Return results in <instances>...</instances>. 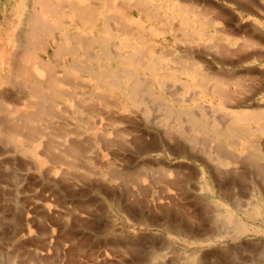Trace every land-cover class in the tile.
I'll list each match as a JSON object with an SVG mask.
<instances>
[{
  "label": "rangeland",
  "instance_id": "374dc122",
  "mask_svg": "<svg viewBox=\"0 0 264 264\" xmlns=\"http://www.w3.org/2000/svg\"><path fill=\"white\" fill-rule=\"evenodd\" d=\"M193 1L196 3V15L192 19H199L197 22L203 20L207 24L204 28L197 29V24L192 23L189 27L184 25L181 17L170 14V3L165 0H144L148 11L159 7V17L147 16L149 19L143 21L144 38L141 41L133 34L124 40L131 46L134 44L137 50L144 49L147 42L153 43L156 46L155 53L164 60L157 74L160 77L156 75L158 78L142 67L137 69L136 73L141 81L150 85L146 96H143V104L137 103L129 92L118 89L110 90L103 94L106 98L103 97L98 85H87L86 81L90 77L86 74L81 80L87 86L77 92L81 97L84 94L85 102L80 103L84 110L81 108V112L76 108V99H56L59 101L50 109L51 112L54 111L50 113L51 117L36 124L37 130H44H41L44 132L41 133L42 138L39 137L36 142H26L27 149L32 145L31 148L37 151L35 157L18 150L17 172L12 163L13 143L7 138L3 141L0 138L4 150L0 154V176L4 175L3 179H6L0 181L1 264H10L14 259L17 264H264V134L247 132L248 136L243 135L232 143L230 140L215 138L207 133L208 130L196 129L194 136L189 138L178 133L179 124L176 119V116L180 119L182 117V125L187 127L189 121L186 113L193 110L192 113L197 116L202 113L211 118L264 113V59L247 60L242 58L243 55L235 54L237 47L227 46L224 42L225 35L215 36V42L220 43L222 49L214 51V28L210 27L207 18L199 15L205 13L201 9L205 3L213 7L216 5L224 12L223 24L227 29L233 31L238 27H249L250 30L256 27L264 32V0H256L254 8L246 5L243 9H238L232 2L234 0ZM122 3L127 5L124 0ZM95 7L97 10L105 9L103 4ZM22 8V0H0V42L6 41L7 33L17 23ZM226 11L231 14L228 16ZM130 15L133 20L140 18L135 11H131ZM114 17L109 15L107 21ZM96 18L90 17L93 22H97L93 25L91 21L92 24L86 26L87 30L94 29V34L91 33L90 38H86L88 40L84 51L87 56L70 55L61 65L73 66L80 62L97 67L87 60L98 51V48L91 46L90 41L96 38L91 36L104 35L103 23ZM68 19L61 20L62 24L71 26ZM51 21L48 22L50 26L53 25ZM82 28L85 26L77 23L72 25L69 32L80 38L83 36L77 35V31L80 32ZM19 33L21 34V30ZM236 37L239 39L237 34ZM53 39L60 41L57 31L52 38L47 37V51L38 53L39 58L45 61L53 59ZM116 39V36L109 38V48L115 52V46L120 44ZM263 46L261 44L257 47L262 55ZM226 47L235 56L224 53ZM133 50L130 48L127 53H133ZM179 60L181 61L178 62ZM173 61L180 65L176 66ZM116 65L127 69V66L119 62ZM183 70L185 73L181 74ZM198 75L202 78L204 75L209 84L219 86L221 80L229 82L231 85H224L223 90L231 95V102L229 99L207 94L201 85L194 86L201 81L197 80ZM31 77L34 79L33 75ZM238 78H243L244 82L237 85ZM159 80L165 83L162 85ZM19 83L21 79L14 84H22ZM8 86V89L14 90L12 84L8 83ZM21 88L24 89V86ZM15 94L22 101H30L27 93L16 91ZM100 96L103 101H97ZM145 104L147 109L143 110ZM31 105L29 103L27 110L22 113L33 112L35 108ZM167 111H174V116H168ZM167 116L170 118L167 119ZM262 124L264 125V120ZM244 127L248 131L250 126L245 124ZM29 129L30 126L24 131ZM51 137L54 138L53 141ZM206 141L209 146L203 147L200 142ZM74 146L83 150L80 156H75L71 151ZM210 146L216 147L212 155L205 151ZM237 158L239 162L235 160ZM38 159L43 160L44 165H40ZM15 210L21 219L17 226L21 234L14 242L17 248L16 258L11 245L13 242H10V235L14 232L10 220Z\"/></svg>",
  "mask_w": 264,
  "mask_h": 264
},
{
  "label": "bare ground",
  "instance_id": "6f19581e",
  "mask_svg": "<svg viewBox=\"0 0 264 264\" xmlns=\"http://www.w3.org/2000/svg\"><path fill=\"white\" fill-rule=\"evenodd\" d=\"M124 1L127 2V5L126 4L124 5L122 3V0H22L23 8H22L21 14L19 15L20 17L18 18L17 23L15 25L11 26L10 31L7 33L6 41L3 40V41L0 42V66H1L0 67V138H1L2 141L5 140L4 138H7L10 142L13 143V145H12V151L13 152H11V153H14L13 154V160L14 161L12 162V160H11L10 162L13 163V165H14L13 169H15V172H17L16 171V169H17L16 166H17L18 158H19V157H17L18 150L21 151V152H25L27 154H30L33 157H35L37 151L35 152L34 149L31 148L32 145H31L30 148L27 149L26 148V142H28V141H30V143L31 142H36L35 140H37L39 137L42 138L43 135L41 133H44V132H42L44 130H42L43 129L42 128L41 129L42 131H41L38 128V130H40V132H39L35 128V127H37L36 124L38 122H40L41 120H48V118L50 116V113L54 112V111L51 112L50 109L53 108V105L55 104V102L59 101V100H56V99L62 98V97H69V98H72L73 100L76 99L74 104H76V102H77L78 104H76L75 106H76V108L78 110H80L82 108L80 103L82 102L84 104L85 100L83 98L84 94H82V97H81V96L77 95V92L82 91V88H85V86H87L90 83L94 87H97V85L99 86L100 94L102 96L105 93L107 94V92H109L112 89H118V90H120L122 92H129V95L133 96L137 103H142L143 104V102H144L143 96L145 95V93L147 91V87H149L150 85L144 84L146 81L144 83H143V81H141L140 76L136 73L137 69L142 67V68H144V70L153 73V75H155L154 76L155 78H158V77H160V74H159V76L157 75L158 72H159V69H160L159 67L162 64V61H164V60H162L163 58L161 57V55L159 56L158 54L155 53L156 52V50H155L156 46L153 43H150V42L148 43L147 42L144 49L137 50V49L134 48V46H135L134 44H133L134 46L133 45L131 46V44L124 42V40H127V37H130V34H133L134 37H138V39H140V41H141L142 40L141 38H144L143 37L144 33L142 32V30H144L145 24L143 23V21L146 20V19H149V18H147V16H156V18H158L159 14H160L159 11H158L159 7L157 8V10L148 11L146 9V5L147 4L145 5L144 0H124ZM145 1H148V0H145ZM165 1L170 3V6L168 8V11L170 12V14L174 15L175 17H181L182 23L184 25L189 27L191 23H192V25L193 24L194 25L197 24V29H200V28L202 29V28H204L205 25H207L206 23L205 24L203 23L204 22L203 20H202L203 22L201 20L199 22H197L199 19H196L197 21L192 19L196 15V11L194 9L196 3L193 0H165ZM141 2H143L144 4H141ZM232 2L234 3V5L238 9H243L244 7H246V5L249 6L248 8H254L257 5L256 0H234ZM102 4L105 6V9L97 10V8L95 6L96 5H102ZM149 4H151V3H149ZM228 5H225V6H228ZM219 6H220V4H219ZM261 6H262V4H261ZM196 7H198V6H196ZM203 7L204 8H201V9H204L205 13L202 12L203 15L202 14H199V15L204 16L205 19L207 18V21H209L210 27L214 28V32L216 34V35L212 36L213 40H214V42H213L214 45H212L214 51L218 52L220 49H222L221 48L222 45H220V43H218V42H215V40H216L215 36L219 37V36L225 35L224 42L227 44V46H229V47H231V46L232 47H237V50H236L235 54L243 55L242 58L245 57L247 60L252 59V58H263L264 59V55H262L257 50V47L259 45L264 44V32H263V30L260 31L256 27L252 28L250 30L248 29L249 27L246 28V29H242V28L238 27V28H236V29H234L232 31L230 29H227V27L224 26V24H223V22L225 21L224 20L225 19L224 12L221 11V9L218 6L215 5L213 7V6L205 3V5ZM207 8H209V9H207ZM222 10H224V9L222 8ZM131 11L132 12L135 11L140 16V18L138 20H133L131 18V15H130ZM226 12L228 13V11H226ZM254 13H256V12H254ZM111 14L113 16H115L114 19H111V20L107 21L108 16L111 15ZM181 14H183V15H181ZM229 14H231V13H228V16H229ZM163 15H164V13H163ZM235 15H237V14H235ZM239 15H241V14H239ZM95 16L97 18H99V21H101V24L103 23L102 28H103V34L104 35L103 36H98V37L97 36H91V37H96V38H93L90 41L91 46L98 48V51H95V53H93L94 55L91 56L90 58H87V60L90 63L92 62V63L96 64L97 67H94V66H91V65L88 66V65H85L83 63H80L79 61H78L79 63L74 64L73 66H69V65H66V64L61 65V63H63V60L68 58V56H70V55L78 54L80 56H85V57L87 56L86 53H85L86 51H84V47L86 46V44H85L86 40H88L86 38H90V34L91 33L94 34V31H93L94 29L87 30L86 26H89V25L92 24V23H90L92 21L90 19V17H95ZM230 17H231V15H230ZM65 18H69L68 20H69L71 26L70 25L66 26V25L62 24L61 20H64ZM14 19H15V17H14ZM262 19H264V18H262ZM50 20H52L51 21L52 24H53L52 26H50L49 25L50 23H48V22H50ZM243 21H245V19ZM96 22H97V20L95 22H93V25ZM77 23L78 24H82V25L85 26V28H82V29L79 30L80 32L77 31V35L83 36V37H80V38L76 37V35L73 36L69 32V30L72 27V25H75ZM244 25H246V24L244 23ZM0 27H1V24H0ZM153 28H154V26H153ZM205 29H207V28H205ZM20 30H21V34L19 33ZM134 30H135V32H134ZM146 30H149V29H146ZM55 31H57V34L60 37V41H56L57 38L55 40L53 39V44H54V47H55V51H53L54 52V57H53L52 60L45 61V59L43 60V59L39 58L37 55H38V53H44V52L47 51L48 45H46V43H45L46 39H47V37H51L52 38L53 33ZM150 31L151 30H149V32ZM154 32L156 33V31H154ZM236 34H237V36H239V39L236 37ZM150 35H152V34H150ZM113 36H116V38L120 41L119 45H116V46L114 45L115 48H116V52L115 51H111L110 50L111 47L109 48V38L113 37ZM200 38H202V37H200ZM219 42H221V41H219ZM205 43H207V42H205ZM87 45H88V43H87ZM112 45H113V43H112ZM130 48L134 49L133 53H127V51ZM206 48L207 47H205V49ZM229 49L227 47L224 48V53L226 52V54L230 55V56L234 55V53L230 52ZM87 60H85V61H87ZM171 60H173V59H171ZM187 60H189V59H187ZM192 60H193V58H192ZM168 61H169V59H168ZM180 61L181 60H179L178 62H180ZM189 61H191V60H189ZM224 61H226V60H224ZM118 62L120 64H122V65L127 66V69H122L121 67L116 65V64H118ZM172 63H175V65L177 64L174 61ZM192 63L195 64L196 61H195V63L194 62H192ZM201 64H203V63H201ZM172 65L174 66V64H172ZM178 65H180V63ZM178 65H176V66H178ZM197 65H199V64H197ZM161 68H162V66H161ZM182 68H183V66H182ZM184 69H185V67H184ZM260 69H261V66H260ZM262 69H263V67H262ZM163 71H164V68H163ZM190 71H192V70H190ZM59 72H62V74H59ZM161 72H162V70H161ZM198 72H196V73H198ZM224 72H225L224 73V75H225L226 71H224ZM184 73H185V71L183 73H181V74H184ZM186 73H187V71H186ZM216 73H218V72H216ZM86 74H87V76L90 77V79L86 81V83L88 82L87 85L84 84V81L81 80V77L85 76ZM211 74H212V78H213V73H211ZM234 74H232V75H234ZM31 75H33L34 79L31 77ZM156 75L158 77H156ZM218 75H220V74L218 73ZM262 75H264V74L262 73ZM208 76H210V75H208ZM204 77H205L204 75H203V78L199 77V75H198L197 76V80L199 81L201 79V81L199 82V84H195L194 86H200L201 85L204 88V90H206L205 92L207 94H209V95H217V97H219V98L226 99V100L229 99V101H230L229 97L231 95L229 96V93L225 92L223 90L224 85H231L229 82L221 80L220 83H219L221 86L220 85L218 86V85H216L214 83L213 84H209L210 82L205 80L206 77L205 78ZM226 77H228V76H226ZM231 77H233V76H231ZM238 77H240V76H238ZM169 78H171V77H169ZM20 79H21V83L22 84L21 83H19V84L24 86V89L21 88L22 87L21 85L17 86L18 84H14L16 81H18ZM165 79L166 78H164L163 81H165ZM177 80L176 81L174 80V81L177 82ZM163 81L159 80V83L163 85V83H165ZM178 81H180V80H178ZM238 82L239 83H236L237 85H239L240 83H243L244 82L243 78H238ZM8 83L10 85L12 84L14 86L13 87L14 90L8 89V87H9ZM4 86H5V88H4ZM189 86H191V85H189ZM194 86H191V87H194ZM184 89H186V88H184ZM171 90H173V89H171ZM16 91L18 93L20 92L21 94L27 93L30 96V101L29 100H28L29 102L22 101L23 99L21 100L20 97L15 94ZM149 92H151V91H149ZM172 93H170V95ZM87 94H88V92H87ZM89 94L91 95L92 93H89ZM112 94H114V93H112ZM150 95H152V93H150ZM102 96H100V98H98L97 101H103L104 100L103 97H105V96H103V97ZM109 96L110 95H108V98H109ZM158 97H159V95H158ZM109 99H111V98H109ZM125 99H126V97H125ZM153 100H154V98H153ZM188 100H190V99H188ZM35 101H37L38 103L37 102L35 103ZM29 103H31L32 104L31 106H33L35 108L34 110H32L33 112H28L27 111L28 113L27 112L22 113L23 111L27 110V107L29 106ZM146 104H145V106H146ZM147 106H148V104H147ZM147 106L143 107V110L147 109ZM101 107H102V105H101ZM82 109L84 110V108H82ZM137 109H138V107H137ZM151 110H152V108H151ZM172 110H173V108H172ZM219 110H221V109H219ZM30 111H31V109H30ZM100 111H101V109H100ZM100 111H99V113H100ZM90 112H92V110ZM192 112H187L186 113L187 114L186 115V117H187L186 119L189 121L187 127L185 125L184 126L182 125V121H181L182 117L180 119L179 116H176L177 123L179 124L178 133H180L181 135L186 136V137L188 136L189 138L194 136V132H195L196 129H200L202 131L203 130L204 131L208 130L209 132H207V133L213 135L215 138H217V139H225L227 141L230 140L232 143H235L236 139L238 140L241 136L247 135L248 133L253 134V132H255L256 134L257 133L264 134V125L262 124V120H264V113H261V112L260 113H256V114H243V115L236 116V117H218V116L216 117L214 115L215 118L214 117L211 118L209 116H203L202 113H201L202 117L201 116H197L195 113H192ZM213 112H214V110H213ZM167 113H168V111H167ZM85 114H86V112H85ZM101 114H102V112H101ZM168 114H169L168 116H174V111L173 112L171 111ZM86 115H88V114H86ZM210 115H212V114H210ZM96 116H98V115H96ZM168 116H167V119L170 118V117L168 118ZM83 118H85V117H83ZM176 119H175V121H176ZM47 123H49V122H46V124ZM245 124H248L250 126L249 128L246 127L248 129V131L244 127ZM40 125H42V124H40ZM162 125H164V123ZM28 126H30V129L27 132H26V130L24 131V129L27 128ZM46 128H47V126H46ZM96 128H98V127H96ZM56 134H58V133H56ZM87 135H88V133H87ZM171 136H169V137H171ZM214 137H213V139H214ZM195 138H196V136H195ZM53 139L54 138H52L51 140L53 141ZM84 139H85V137H84ZM192 141H193V139H192ZM6 142H8V141H6ZM206 143H207V141L206 142H200V144L203 147H204V145L205 146L207 145ZM83 144H85V143H83ZM1 145L2 144H0V154L2 153V151L4 152L3 147H2L3 145L2 146ZM5 145H6V143H5ZM196 145H197V143H196ZM229 145H232V144H229ZM47 146H48V144H47ZM207 146H209V145H207ZM215 149H216L215 146H210V147L206 148V150H205L206 154L209 153V154L212 155V153H213V151ZM99 150H100V148H99ZM220 150H222V149H220ZM6 151H9V149L6 150ZM71 151L74 152L75 156H80L83 153L82 152L83 150H80V148H78V147L76 148L75 146L71 148ZM260 152H261V150H260ZM216 153H218V151ZM242 154H244V153H242ZM249 157H250V155H249ZM75 158H78V157H75ZM214 158H216V157L214 156ZM256 159H257V157H256ZM220 160H222V159L220 158ZM235 160L238 161V158L235 159ZM258 160L259 159H257V161ZM250 161H251V159H250ZM38 163H40V165L41 164L44 165L43 160L38 159ZM259 163H260V161H259ZM210 164H212V163H210ZM223 164H224V161H223ZM250 164H252V163L250 162ZM9 165H10V163H9ZM228 165H229V163H228ZM253 166L255 168L256 164H254ZM11 171H13V170H11ZM58 173H59V171L57 172V174ZM3 176L2 177L0 176V181L6 180V179H3V178H5ZM113 178L115 179V177H113ZM117 179H119V177H117ZM228 180H230V179H228ZM0 184H2V182H0ZM262 184H260V185H262ZM207 187H209V186H207ZM19 193H21V192H19ZM170 193H172V192H170ZM13 206H15V205H13ZM260 209H262L261 206H260ZM13 212L14 213H13L12 218L10 220L11 221V226H13L12 228H14V232L12 233V235H10L11 236V238H10V242L11 243L12 242L13 243L16 242L17 237L19 236L20 231L18 230L17 226L20 225L19 221L21 220L20 216L17 213V210H15ZM10 214H12V212ZM22 215H21V218H22ZM0 216H1V214H0ZM25 216H27V215H25ZM259 216H261V215L259 214ZM234 220H235V218H234ZM236 222H237V220H236ZM245 224H247V223H245ZM240 230H242V228ZM28 231L30 233H32V230L30 228H28ZM244 231H243V233H246ZM13 243L11 245H13V247H14L13 248L14 249V254H15L14 257L16 258L17 257V254H16L17 253V248H15L16 244L15 243L13 244ZM0 253H1V251H0ZM6 256H7V254H6ZM17 260H18V258H17ZM11 262H10V264H17L15 259H14V261L12 263ZM0 264H1V261H0ZM7 264H9V263H7Z\"/></svg>",
  "mask_w": 264,
  "mask_h": 264
}]
</instances>
